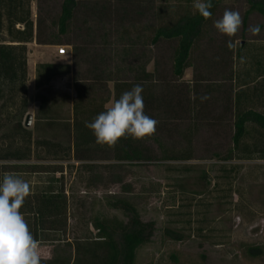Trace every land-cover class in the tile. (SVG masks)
<instances>
[{"label": "rangeland", "instance_id": "374dc122", "mask_svg": "<svg viewBox=\"0 0 264 264\" xmlns=\"http://www.w3.org/2000/svg\"><path fill=\"white\" fill-rule=\"evenodd\" d=\"M81 1L68 35L63 38L57 36L63 0H33L30 6L34 23L31 44L35 41L39 60L70 65L72 71L40 90L32 88L23 127L31 115L32 126L27 130L35 138L64 142L59 127L35 132L38 98L42 95L48 106L52 104L47 112L58 122L71 121L78 91L85 102L110 106L115 101L113 83L99 86L93 81L76 82L79 76L85 77L86 64L101 60L103 69L114 74L116 68H121L119 79L123 83L134 78L131 70L146 69L157 72L161 93H172L176 87L182 99L189 97L190 115L174 111L173 118H168L165 113H158L157 137L170 154H180L187 147L188 129L196 127L197 132L193 130L191 137L193 159L145 166L117 163L110 160L108 153L94 155L89 162L74 158L56 161L40 149L29 161H0V178L5 173L14 174L31 186L20 209L31 232V212L37 205V196L51 188L66 197V232L46 236L67 242L61 246H52L49 241L41 243V260L111 264L114 247L97 239L93 224L103 221L117 230L126 227L128 218L120 206L130 205L143 222L155 224L150 242L137 252L136 264H264V160H225L233 148L237 114L251 110L264 114V77L240 87L264 69V18L256 13L246 16V0H224L196 44L179 81L173 76L172 61L177 44H164L158 49L149 45L157 29L195 16L194 2ZM225 9L239 11L242 17L240 30L231 38L214 27ZM255 25H259L260 32L253 35L250 28ZM36 37L59 45L40 46ZM229 39L234 48H228ZM73 45L84 48L79 59L87 61L78 73L73 69ZM62 49L66 50L65 55H60ZM88 85L93 89H87ZM121 86L120 95L131 90L128 85ZM17 110L16 106L10 107V115L0 118L1 126L6 125L0 131L1 147L18 120ZM247 131L244 143L250 150H260L254 158L264 157V131L254 126H248Z\"/></svg>", "mask_w": 264, "mask_h": 264}, {"label": "trees", "instance_id": "16d2710c", "mask_svg": "<svg viewBox=\"0 0 264 264\" xmlns=\"http://www.w3.org/2000/svg\"><path fill=\"white\" fill-rule=\"evenodd\" d=\"M223 1L212 0L213 7L210 9L212 16L207 20L196 13L193 17L186 16L181 18L172 27L163 26L155 31L149 45L150 47L158 49L164 44H177L172 60L173 76L177 80H182L196 44L203 37L209 21ZM18 2V0H0V4H3L6 10L5 13L0 12V20L6 17L8 22L6 27L0 25V31L6 32L7 41L18 44V46H5L0 42V102L5 97L1 92V86L3 84L8 82L11 84L9 86L11 88L9 92L13 94L15 91L17 85V69L26 66L28 52L26 45L34 40V23L31 21V14L29 12H17L15 6H17ZM187 2L191 3L194 0H187ZM246 2L249 5L246 16L256 13L264 18V0H246ZM20 3L23 4V1L21 0ZM81 5V0H63L61 16L58 21L57 36L63 38L68 35L69 27L75 19ZM17 25H22L23 29H17ZM55 38L56 34H54L52 39L54 40ZM36 41L40 46L59 45L51 41L45 42L40 37H36ZM65 45L71 46L70 44ZM72 47L73 69L78 73L77 71H80L87 61L83 60L82 62L79 59L82 53H84L83 47L76 45ZM103 63L100 60L86 64V70L83 72L85 77L82 78V76H79V80L76 82L82 83L83 81L84 83H90L93 81L95 82L94 84L99 86L113 83L115 100H118L121 96L122 84L128 85L129 89L139 84L143 87L144 112L155 120H158V113L162 112L168 118H173L174 111L178 115H190L192 113L190 111L189 97L182 99L180 91L176 87V90L174 89L172 93L168 91L165 93L160 92L161 87L159 86L160 81L157 80V72L150 73L146 69H134L131 70L134 73V78L123 83L119 79V75L122 73L119 70L121 68H116L117 72L114 74L115 72L104 70ZM262 70L258 75H264V69ZM23 71L26 77V69ZM71 71L72 67L70 65L40 64L36 69V88L40 90L43 87H47L53 81L69 76ZM254 79L257 78L254 77L250 81L247 80L248 82H245L240 87H247L249 83L254 82ZM86 88L90 90L93 89V86L88 85ZM77 93L78 96L73 102V116L69 122H58L54 120L51 112H47L49 109L51 110L52 104L48 106V100L43 95L38 98L40 106L36 112L35 132L39 133L44 128L47 131L59 127L63 132L64 142L47 140L40 137L35 138L32 131L23 127V120L28 114V102L25 100L18 107L16 112V119L18 120L11 126L10 132L8 131L9 137H4L3 142L5 146L1 147L0 145V161H29L33 153L37 155L36 153L40 149H43L48 157L56 161L74 158L77 161L89 162L93 161L94 155H106L108 153L112 157L110 160L117 163L141 164L145 166L146 164L163 161H192L191 137L196 127L188 129V136L186 135L185 140L187 147L183 152L175 155L170 154V151L163 146L160 138L157 137V133L159 134V123L156 127V133L151 137L142 140H135L131 137L122 138L113 148H109L107 145L102 146L97 144L93 132L85 127V122H91L98 114L105 111V107H98L92 102H85L82 94L79 91ZM6 103H9L12 108L16 106L13 97H8L7 102L5 101L0 108V118L3 114L10 115V107L5 108ZM236 118L234 124L235 133L232 140L233 148L225 160L227 162L234 160H264V157L254 158V154L260 151L257 147L250 150L244 143L248 126H254L264 131V114L251 110L243 114L238 113ZM40 121H44V124L40 125ZM3 126L0 124V131ZM195 131L197 132V130ZM49 189L41 192L37 196V205L32 209V234L40 244L49 241L48 243H51L52 246H61L67 241L61 239L51 240L46 235L51 233L57 234L62 231L66 232L67 219L65 218V214L67 211V200L62 192L58 193V191ZM120 209L124 211L128 218L126 227L117 230L115 227L109 226L106 222L98 221L93 224V228L97 232V239L100 242L111 243L114 247L113 262L111 264H136L137 252L150 242L155 231V224L152 222H143L137 211L130 205L120 206ZM41 264H71V262L65 259H53L41 260Z\"/></svg>", "mask_w": 264, "mask_h": 264}, {"label": "clouds", "instance_id": "9594fccd", "mask_svg": "<svg viewBox=\"0 0 264 264\" xmlns=\"http://www.w3.org/2000/svg\"><path fill=\"white\" fill-rule=\"evenodd\" d=\"M193 7L206 20L212 16V0H194ZM241 26L242 17L236 10L225 9L222 17L214 22L215 29L229 38ZM250 31L258 34L259 25L252 26ZM227 46L231 49L235 44L229 39ZM142 92L141 85L134 86L91 122H85L97 144L113 148L122 138L142 140L156 133L159 122L145 114ZM30 193V184L19 176L5 173L0 178V264H41L40 243L20 211Z\"/></svg>", "mask_w": 264, "mask_h": 264}, {"label": "crops", "instance_id": "0c3cea01", "mask_svg": "<svg viewBox=\"0 0 264 264\" xmlns=\"http://www.w3.org/2000/svg\"><path fill=\"white\" fill-rule=\"evenodd\" d=\"M18 4L16 7L17 9V12H22V13H27L29 12L30 13V6L33 2V0H22L23 1V4L20 3L21 0H18ZM21 5V6H19ZM28 8V11L24 10L25 8ZM5 7L3 6V4H0V12L1 13H5ZM8 24L7 20H6V17L2 18L0 20V25H2L3 27H6ZM17 29H23V26L22 25H17L16 26ZM6 32H2L0 31V42L2 45H5V46H18V44L16 43H12L10 41H7L8 39L6 38ZM27 47V61H26V66H22L23 68H18L17 69V85H16V89L15 91L12 93H10V85L8 82H6V84H3V86H1V92H2V95L5 96L4 99H1V102H3L4 100H8V97H13V100H15L16 102V107H20L21 104H23V102L25 100H27V102H29V95H31V91H32V88H35L36 89V69H37V66L40 65V64H52V65H56V63L54 62H41L39 59L40 57L37 56V51H38V47L37 45L35 44V41H34V44H31L28 43L26 45ZM24 69H26V77H25V74H24ZM261 76H264L262 74L260 75H256L255 77L258 78L257 80H261L263 79V77ZM32 80V81H30ZM254 82H256V79H254ZM244 88V87H243ZM15 95V96H13ZM0 102V103H1ZM3 105V104H2ZM9 107V103H6V107L7 108ZM27 110H28V107H27ZM28 115V114H27Z\"/></svg>", "mask_w": 264, "mask_h": 264}, {"label": "water", "instance_id": "95a60500", "mask_svg": "<svg viewBox=\"0 0 264 264\" xmlns=\"http://www.w3.org/2000/svg\"><path fill=\"white\" fill-rule=\"evenodd\" d=\"M33 117L31 115L27 116L25 121V128L29 129L32 126Z\"/></svg>", "mask_w": 264, "mask_h": 264}, {"label": "built area", "instance_id": "2783aa9c", "mask_svg": "<svg viewBox=\"0 0 264 264\" xmlns=\"http://www.w3.org/2000/svg\"><path fill=\"white\" fill-rule=\"evenodd\" d=\"M59 53H60V55H65V54H66V50H63V49H62V50H60Z\"/></svg>", "mask_w": 264, "mask_h": 264}]
</instances>
